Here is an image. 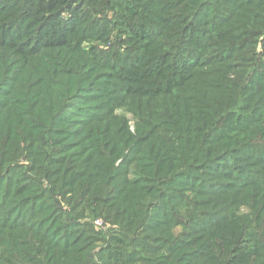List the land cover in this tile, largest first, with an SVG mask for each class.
Instances as JSON below:
<instances>
[{"label": "trees", "instance_id": "obj_1", "mask_svg": "<svg viewBox=\"0 0 264 264\" xmlns=\"http://www.w3.org/2000/svg\"><path fill=\"white\" fill-rule=\"evenodd\" d=\"M108 1L113 4L115 0ZM188 1L190 5L185 7L188 10L186 20L178 18L177 21L169 22L168 16L164 17L159 31L153 32L143 23L142 18L150 15L152 6L157 12L160 11L161 5L144 0L141 6L128 7L123 23L124 29L128 31L126 34L131 35L134 43L141 40L148 44L146 48H127L126 55L118 54L119 59L124 56L127 58L123 59L125 65L118 62L117 71L111 76L114 84L106 82L104 78L99 83L113 87L108 89L106 97H110L112 91L117 93L115 98L110 97L115 100L126 94L130 96L132 104L129 106L136 109L147 132L141 135L140 131L134 135L123 131L122 126H101V118L87 113L84 120H92L81 133L83 138L79 144H88L79 151L86 154L83 170L76 172L73 180H67L63 186L73 185L78 175L83 182L82 186L85 185L79 195L81 198L92 194L94 201L98 202V190L104 193L101 203H108L110 199L114 203L116 200L113 199L122 196L116 206L111 204L114 219L126 229H134L139 224L141 230H146L144 235H148L145 233L149 231L162 239L169 236L170 228L175 225L185 222L198 225L199 218L208 215L218 219L208 222L209 229L197 230L196 236L190 240L195 245L194 249L183 256H177L182 249L174 240L164 244L168 252L163 254L165 260H150V263L146 259L138 260L124 255L119 250L120 241L115 242L113 249L105 247L95 251L84 242L82 235L79 236V231L64 242L53 238L54 235H66L62 230H51L54 227H51L52 222L58 220V214L62 212H59L60 201L45 204L44 195L38 199L41 192L32 198L31 203L26 202L25 198L18 200L30 189L36 191L40 188L33 180L32 186L27 182L15 188L17 178L14 180L15 175L9 170L8 176L12 178L0 181L1 194L2 182L5 180V190L0 196V210H4L0 216V264H264V80H260L264 78V69L260 73L254 70L248 72L247 62L243 58L245 56L239 54L251 53V41L247 42V46H241L240 37L244 32L249 39L254 33L253 29H264L258 23L259 20L264 21V18L256 17L253 13L254 9L264 11V3L262 0H254L250 4L253 8L248 10L241 6L249 0ZM206 1L211 6L200 7ZM78 2L80 0H14L13 4H0V23L8 21L16 24L17 21L27 25L35 17L61 16L69 12L72 18L64 24L63 29L71 24L73 27L76 25L73 29L77 31L81 22L78 17L83 14L82 9L75 8ZM217 3L224 5L223 15L218 16L221 23L219 19L213 20ZM205 7L208 8L203 13ZM229 14L232 16L223 23V16ZM201 15L208 16L202 18ZM244 16L246 22L240 24ZM106 25L102 23L101 26H94L90 32L97 34ZM251 25L253 28L248 27ZM69 31L54 32L56 34L48 42L37 44L44 46V49L56 45L64 47ZM80 31L84 36L83 30ZM16 45L0 39V97L3 95L0 101V136L6 128L13 139L18 134L26 137L34 125L44 130L54 125L55 120L61 117L64 106V102H56L55 99L69 98L78 83L77 79L69 78L63 92L46 87L31 91L33 95L29 97L47 100L44 107L41 104L33 106L32 103L18 105V108L5 105L7 96L8 100L19 95V90L13 86L14 82H27L30 70L34 67L36 81L42 79L45 83L49 82L51 69L46 70L40 65L39 69V60L38 64L35 62V65L27 68L25 62L28 58ZM7 46L12 50L11 56L23 54L26 60L22 63L19 60L8 63L2 57ZM17 64L21 66L20 73L15 76L6 74L8 67ZM257 83H262L263 87ZM6 88L10 93L4 95ZM87 97L78 98L83 102ZM19 107H24L27 112ZM79 116L83 117V114ZM99 139L102 141L98 142ZM9 144L11 146L14 141ZM121 145L126 154L116 167L113 157L122 151ZM79 146L69 148L68 152ZM3 149H7V146H3L0 138V177L3 169L7 168L3 167ZM49 162H45L47 168ZM45 163L39 165L44 167ZM131 165H134L135 170L139 169L150 176L157 184L162 182L163 186L171 188L170 191H175L176 187L191 188L194 185V189L201 191V196L205 197L199 201V206H196L195 202L198 201H195L193 205L187 203L180 207L179 198L176 197H166L167 201L158 204L157 198H150L141 189H135L133 181L127 178L117 181L119 175L126 177V173H130ZM150 168L153 170L148 171ZM108 172H112L110 176ZM45 173L48 178V172ZM191 173L200 175L194 176ZM194 177L199 179L195 180ZM203 181H207L204 186ZM90 186L95 187L93 193ZM109 186L112 187L110 190L107 188ZM114 189L122 195L114 196ZM62 193L58 192L57 195L60 197ZM241 206H247L249 215H236ZM51 209V213L55 214L52 218L51 213H47ZM154 213L160 215L155 220L151 218ZM42 214L44 216L35 224V217ZM243 237L253 242L252 248L243 250L236 245ZM216 255L220 259H215Z\"/></svg>", "mask_w": 264, "mask_h": 264}, {"label": "rangeland", "instance_id": "obj_2", "mask_svg": "<svg viewBox=\"0 0 264 264\" xmlns=\"http://www.w3.org/2000/svg\"><path fill=\"white\" fill-rule=\"evenodd\" d=\"M13 1L14 0H0V4H13ZM200 1L201 0H199V2ZM253 1L254 0H249L241 7L250 10L253 8L250 6ZM150 2L161 5L162 7V9L157 12L156 8L152 6L150 15L142 18L143 23L148 29L152 30V32L159 31L161 24L164 23V17L168 16L167 20L169 22L177 21L178 18H183L184 21L187 18L188 10L185 9V7L190 5L188 0H150ZM143 3L144 0H115L113 4L108 0H80L75 7L78 10H83V14L81 13L78 17V19L81 20L78 24L79 28L76 31L73 29L76 25L73 27L70 24V27L65 29L66 31H70L67 34L66 45L64 47H57L56 45L49 49H44V46H39L37 43L41 41L48 42L53 34H56L54 32L60 33L65 31L63 29L64 24L69 23L72 18L71 13L69 12L63 13L61 16L52 15L48 17H35L27 25L24 22L18 23L17 21L15 22L16 24H13L14 22L7 23L8 21L0 23V39L5 40V42L7 41L10 44H17L16 46L19 47V50L21 49V53L26 54L28 58L25 62L27 68L35 65V62L37 63V60H39L40 63H37L39 69V65L46 70L48 68L51 69L49 71L50 76L48 78V83H45L42 79L36 81L37 76L34 75L35 67L30 70V79L27 82L23 81L22 83L18 82L17 84L14 82L13 86L19 90V95L8 100L7 96L4 100L5 105H9L12 108H18V105L22 106L32 103L33 106L41 104L42 107H44L47 104V100L44 98L34 99L28 95H33L32 92H36L40 89L43 90L45 87L48 89H59L63 92L65 85L70 81L69 78L78 80V83L75 82L77 85L74 87L75 89L71 91L69 98L55 99L56 102H64V106L61 112V117L55 120L56 123L54 125L49 126L46 130L40 129V126L38 125H34L32 130L27 132L26 137L24 135L22 136V134H18V137L14 139L11 138V133L4 128L3 135L1 133L0 138L3 140V146H7V149H3L2 151V158L5 161L3 167L7 166V168L3 169L0 181L4 178H12L8 176L9 170H11L13 175H15L13 176V179L15 180L17 178V182L14 185V187L16 186L15 188H18L27 182L28 184H31L32 180L38 185L37 187L40 188L38 190L36 189V191L30 189V191H27L23 193L21 197H18V200L25 198L24 200L26 202L31 203L33 201L32 198L41 192L38 199L42 198L44 195V199H46L45 204H55L56 200L60 201L59 204L61 207L59 212H62L58 214L59 219L52 222L51 227H54L51 230H62L63 233L66 232V235L60 237H55L54 235L53 238L64 242L69 240L76 231H79V236L81 237L82 235L85 238L84 242L90 245L91 249L95 251L105 247H111L113 249L116 244L115 242L120 241L119 250L124 255L138 260L146 259V262L149 261L150 263V260L152 262H157L159 259L165 260L163 254L168 253L166 251L167 249H164V244L166 242L168 243L174 240V243L179 245V248H181L182 251L178 253V257L193 250V246L195 245H193L190 240L196 236L195 233L197 230L209 229L208 222L218 219V217L212 215L203 218L200 217L198 225H193L189 222L175 225L173 228H170L169 236L166 235L162 239V237L159 238L158 234L149 231L145 233L148 235H144L143 233L146 230H141L139 224L134 229H126L114 219L112 205L116 206L121 200L122 194L120 191L114 189L113 195L115 196L119 194V196H121L117 199L111 197L113 200H116L114 203H112L113 201H111V199L108 203H101V198L104 197V193L101 192L102 190H98L99 192L96 194L100 198L98 202L94 201L95 198L92 197V194L86 198L84 196V198L79 196L85 189V185L82 186L83 182L79 179L78 175L76 181H73L75 182L73 185L71 184L70 187L63 186V183L67 180H73V175L76 172H81V170H83L82 167L85 162L83 160H85L86 154L83 155V153H79V151L83 146H87L88 144L83 143L84 145L81 146H79V144H81L83 138L81 133L85 131L86 126H88L90 124L89 122L92 120V118L89 121L84 120L87 113L101 118L103 121L101 126H122V129H124L123 131L134 135H137L140 131H142L141 135L147 132V128L142 126L143 120L139 117L136 109L134 110L129 106L132 104L129 99L130 96H127L126 94L125 96L127 97L123 96L122 98L115 100L110 98L112 96H114V98L117 96L116 91H112L110 97H106L109 92L108 89H112L113 87H106L99 83V80L104 78L106 82L114 84L111 76L116 73L118 62L120 61L122 65H125L123 59L127 58L124 56V58L121 57V59H119L117 56L118 54L126 55L128 53L127 48H146L145 46H147L148 43L141 40L136 41L135 43L132 42L133 38H131V35L126 34L128 31L125 30L123 26L126 17L125 15L128 14V7L132 5L141 6ZM262 3H264V0H262ZM208 5L211 6V4L206 1L205 3H202L200 7ZM206 8L208 7H205L203 13L207 10ZM214 8L216 15H214L213 20L219 19V23H221V19L218 18V16L223 15L222 10L224 9V5L217 3ZM169 9L172 11H168ZM253 13L256 14V17L260 16L264 18V11L261 9H254ZM204 16L206 18L208 15H203L202 18ZM231 16V14L226 17L223 16V23L227 22ZM56 17L59 18L56 20ZM245 18L246 16H244L243 21H239L240 24L246 22ZM44 19H46V21L43 23L42 21ZM102 23L107 25L104 29H101V32L99 31L97 34L90 32L91 29H94V26H101ZM258 23L264 26L263 20H259ZM56 24H59V27H56ZM248 27L253 28L252 25ZM80 30H83L84 36H82ZM163 30L164 27H162V31ZM253 32L254 33L250 35L249 39L246 36V31L244 32L245 34L240 37L242 47L247 46V42L251 41V53L246 54L245 52H241L239 54L245 56L243 58L247 62L246 68L249 70L248 72L254 70L255 72L260 73V71L264 69V29H253ZM11 53L12 50L7 46L2 54V57L7 60L8 63L12 60L21 61H18L19 63L26 60L21 53H19L21 56H11ZM31 53L37 55L30 56ZM15 63L16 62L13 64ZM21 70L20 65H12L11 67H8L6 74L10 73L9 76H15L20 73ZM260 80H264V78ZM262 83L257 84L263 87L261 85ZM104 89L105 91H102ZM128 89H130L129 86ZM150 90L151 89H149V91ZM8 93L10 92L8 88H6L4 95ZM56 95L57 94H55V96ZM80 96L88 97L87 100L82 102L78 98ZM2 97H0V101L3 100ZM2 107H4V105H2ZM19 108L22 109V111L27 112L24 107ZM80 114H83V117L79 116ZM160 130L158 132H160ZM109 134L111 135V133ZM10 141H14V144L11 146L9 144ZM101 141L102 139H99L98 142ZM67 144L70 145L66 146ZM76 145L79 147L68 152L69 148ZM120 149L122 151L116 153L113 157L114 166L116 167L121 164L122 157L126 154L123 145L120 146ZM72 154L74 155L72 156ZM48 160H50V162L47 168L45 162ZM43 162L45 163L44 167L40 166ZM133 166L134 165H131L129 167L130 173L128 175L126 173V177L121 174L117 181L119 182V180H123L124 178L133 181L134 184H136L135 189H141L143 193L149 194L150 198H157L159 201L158 204L165 202V200L167 201L166 197H176L179 198L180 207L187 205V203L193 205V202L195 201H198L195 203L196 206H199V201L203 200L202 198L205 197L201 196V191L199 192L194 189V185H192L191 188L180 186L176 187L175 191H170L171 188L168 189V187L163 186L162 182L157 184L150 179V176L144 174L139 169L135 170ZM147 170L150 171L153 170V168ZM45 171L48 172V178L46 177L47 175ZM121 172L122 171L120 170V173ZM111 173L108 172V176H110ZM191 174H194V176L200 175V173ZM194 178L196 180L198 177ZM205 183H207V181H203V186ZM2 184L0 196H2L5 190V180ZM115 185L116 182L113 186ZM89 188L91 193H93L95 187L90 186ZM107 188L110 190L112 187L109 186ZM70 190L71 193H68ZM58 192L64 193L59 197L57 195ZM111 195L112 194H110V196ZM50 197H52V200ZM150 198L148 197V202H150ZM68 200H70L74 206H71L68 203ZM77 201L80 202L77 203ZM38 204L39 203H37V205ZM100 208L102 209L100 210ZM52 210L53 209L47 213H51ZM3 212L4 210H0V216ZM54 215V213H51L50 218ZM236 215H249L247 206L239 207ZM43 216L44 214L37 215L34 219L36 220L34 221L35 224H37L39 218H42ZM152 216L153 217L151 218L155 220L157 216L160 215L154 213ZM97 221H100L101 224H97ZM245 238L246 237H243L238 244L236 243V245L241 246L240 248L243 250L252 248L253 242L251 240H245ZM195 241H197V239ZM214 258L220 259L217 255Z\"/></svg>", "mask_w": 264, "mask_h": 264}, {"label": "built area", "instance_id": "obj_3", "mask_svg": "<svg viewBox=\"0 0 264 264\" xmlns=\"http://www.w3.org/2000/svg\"><path fill=\"white\" fill-rule=\"evenodd\" d=\"M96 223H97V224H99V225L101 224V222H100V221H97Z\"/></svg>", "mask_w": 264, "mask_h": 264}]
</instances>
